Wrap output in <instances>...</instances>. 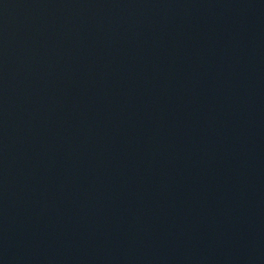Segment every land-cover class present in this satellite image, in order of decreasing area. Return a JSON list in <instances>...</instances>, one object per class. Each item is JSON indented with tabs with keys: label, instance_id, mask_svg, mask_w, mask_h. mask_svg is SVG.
Instances as JSON below:
<instances>
[{
	"label": "water",
	"instance_id": "obj_1",
	"mask_svg": "<svg viewBox=\"0 0 264 264\" xmlns=\"http://www.w3.org/2000/svg\"><path fill=\"white\" fill-rule=\"evenodd\" d=\"M0 264H264V0H0Z\"/></svg>",
	"mask_w": 264,
	"mask_h": 264
}]
</instances>
